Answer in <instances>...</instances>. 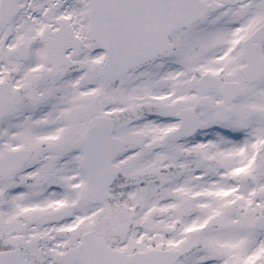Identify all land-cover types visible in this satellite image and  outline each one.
<instances>
[{"label": "snow or ice", "instance_id": "6c2138e0", "mask_svg": "<svg viewBox=\"0 0 264 264\" xmlns=\"http://www.w3.org/2000/svg\"><path fill=\"white\" fill-rule=\"evenodd\" d=\"M0 264H264V0H0Z\"/></svg>", "mask_w": 264, "mask_h": 264}]
</instances>
